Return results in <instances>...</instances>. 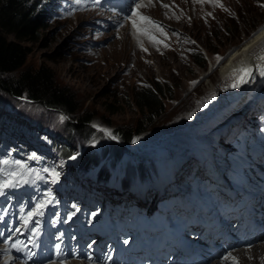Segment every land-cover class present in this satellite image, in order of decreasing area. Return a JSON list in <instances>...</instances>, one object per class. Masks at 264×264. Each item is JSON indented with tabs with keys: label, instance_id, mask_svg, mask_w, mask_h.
<instances>
[{
	"label": "rangeland",
	"instance_id": "1",
	"mask_svg": "<svg viewBox=\"0 0 264 264\" xmlns=\"http://www.w3.org/2000/svg\"><path fill=\"white\" fill-rule=\"evenodd\" d=\"M45 1L41 0V3ZM54 1L56 5L50 9ZM68 1L71 0H51L44 18L46 26L40 30V34L35 39L22 41L30 50L26 66L32 69L41 66L51 67L58 84L70 89L76 96L80 112L88 111L95 114L88 126L91 128V133L94 130L101 133L100 139L93 140L84 132L73 131L77 129L67 121L65 111L49 108L38 101H29L26 97L12 94H8L11 95L9 99H0V139L3 136L15 143L11 155L16 153L18 145L27 144L25 146L28 149L34 150L24 163L25 166L38 163L57 165V172L53 174L60 172L63 179L58 185V180L51 183V188L48 189L50 193H53L55 188L62 190L63 184L68 182L72 184L67 192L68 200L66 199L65 204L67 206H63L57 198L53 204L55 208L53 211L51 209L49 214L64 212L75 217L83 206L85 208L83 214L87 219L91 218V221L97 222L103 213L106 203L97 196H100L102 189L107 193L105 187L110 185L103 186L96 181L100 193L92 194L90 191L88 195L87 190H90L93 182L90 173L93 171L80 170L79 163L74 167L73 161L67 162L70 156L89 154L97 162V166L107 168L120 180L123 172H127L126 175L131 171L135 172L136 169H133L135 164L142 163L151 167L154 164L151 158L157 161L155 157L157 155L174 161L181 158L182 147L195 145L194 141L189 142L192 133L204 138L203 135L220 133L222 127L231 131V123L238 121L236 133H240L247 124H250L247 132L252 134L258 131L261 134L258 136L263 135L261 128L264 126H260L257 118L264 112V81L251 90L247 99L237 97L235 104L228 103V105L227 101L231 99L230 92L234 90V87H231L233 80L222 79V76L223 68L228 65L230 57L245 49L253 41L252 39L264 30V0H221L223 7H217V4L212 3H198L194 0H153L152 3L147 1L144 15L152 17L165 26L166 35L156 32L157 38L163 41L162 45L155 43L145 48L146 42H142L143 48L147 51L140 50L138 54L130 48L120 50L118 46H111L113 41L121 39L123 35L134 34V29L128 25V21L122 26L126 27L125 32L122 33V27L118 28L112 24L113 19H121V17L103 15L100 10L97 12V9H89L82 4L81 11L72 2L67 7ZM163 4L170 7L165 8ZM209 13L211 15H208ZM183 16L186 17V21L178 22ZM10 38L16 39L13 35ZM198 50L204 52L206 67L195 63L193 53ZM253 52L254 50L250 55ZM220 57L223 59H218ZM152 79L168 82L170 89L165 93L168 97L164 98L163 115L141 134L134 133V143L140 148V154L146 156V160L141 161L138 157L128 154L127 150L122 157L116 159L113 157V149L107 146L108 140L104 137L108 138L114 128L136 126L143 118L144 112L135 103L134 93L138 88L151 83ZM194 81L197 83L194 84ZM14 98L19 102L15 101L17 103L13 108L9 102ZM255 98L259 99L256 104L252 101ZM27 108L33 109L36 113L29 112ZM108 108H113L117 112L110 113ZM239 114L242 117H236ZM229 115H231L228 118L229 124L222 126L223 120ZM40 145L42 149L48 150H38L37 147L40 148ZM158 147L159 150L156 149ZM70 148L74 149L72 154L69 153L68 157H64L63 153ZM147 150L149 151L145 154ZM49 156V160L44 159ZM2 161L3 159L0 158V168L6 172L12 170L23 172L22 169L14 168L10 163L5 165ZM193 161L189 160L188 166ZM236 165L234 164L236 171L232 172L229 178L238 173ZM71 174H73L72 179H70ZM4 178L6 177L0 176V179ZM23 179L27 177L21 176L18 184H21ZM111 179L115 180L113 176ZM143 184L139 183L137 191ZM205 184L208 186H203V194L209 195L210 188L214 189L213 177L207 178ZM116 185L118 186L117 182ZM110 188L114 192H111L110 196L116 194L115 203L106 205L125 210L126 220L135 217L133 205L138 202L130 206L121 198L125 195H121L118 187L114 185ZM120 195L121 197H117ZM164 199L165 197H162L157 201V210L139 215L144 217L158 211L160 218L164 220L162 212L168 206L161 207ZM73 201L76 204H70ZM1 210H6V205L0 206ZM32 210L33 208H30V211ZM90 212L94 215L90 216ZM48 213L43 210L44 216ZM107 213L105 210L103 217ZM176 215L167 213V221L173 217L174 222ZM181 218L182 216L179 217V221ZM263 248L264 246L256 248L252 253L243 256L241 263L264 264ZM105 259L106 257H103L100 264H104Z\"/></svg>",
	"mask_w": 264,
	"mask_h": 264
},
{
	"label": "trees",
	"instance_id": "2",
	"mask_svg": "<svg viewBox=\"0 0 264 264\" xmlns=\"http://www.w3.org/2000/svg\"><path fill=\"white\" fill-rule=\"evenodd\" d=\"M50 1L46 0L41 3V0H32L31 2L30 0H0V99H7L11 96L8 94H12L17 97H26L29 101H38L49 108L65 111L67 121L77 129L73 131L84 132L93 140L100 139L99 134L101 133L97 130L91 133V128L88 126L95 114L88 111L80 112L76 96L70 89L58 84L51 67L41 66L32 69L26 66L30 50L22 41L35 39L40 34V30L46 26L44 18ZM11 35L16 39L10 38ZM193 55L196 64L206 67L204 52L198 50ZM169 89L168 82L163 83L152 79L151 83L135 91L134 100L144 112L143 118L136 126L114 128L113 131H110L111 135L108 138L104 137L108 140L107 146L113 149L114 158L122 157L127 150L128 154L138 157L142 161L145 160L134 143V133L141 134L158 117L163 115L164 98L167 96L165 93ZM15 101L19 102L15 98L9 102L13 108L17 103ZM27 110L36 113L31 108H27ZM107 110L110 113L117 112L113 108ZM70 131L72 132V130ZM71 150L70 148L64 153L68 154ZM87 155L81 159L80 170L93 171L97 167V162L89 154ZM139 166L143 167V164L141 163ZM104 172L109 171L103 169L100 173L101 178L104 176ZM128 176L136 177V172H129Z\"/></svg>",
	"mask_w": 264,
	"mask_h": 264
},
{
	"label": "bare ground",
	"instance_id": "3",
	"mask_svg": "<svg viewBox=\"0 0 264 264\" xmlns=\"http://www.w3.org/2000/svg\"><path fill=\"white\" fill-rule=\"evenodd\" d=\"M136 0H126V3L125 4H119L118 6L121 8V10H123L124 8H127L129 5L130 6H133L134 3H135ZM233 2V1H232ZM72 3H74L75 6H77L79 8V10L82 11L80 5L82 4L84 7L86 8H89V9H96L97 5H99V7H101L102 5L104 6V12H102L103 14H110V15H113L112 13V10H111V7H113L114 5L112 4V2L110 1H106V0H96L95 2L92 1L90 4L89 3H86L84 2L83 0H74ZM215 5V4H214ZM220 5L217 4V7H219ZM216 7V8H217ZM144 8V7H142ZM177 8V7H176ZM176 8H175V12H176ZM132 7H130V11H131ZM73 10V9H72ZM121 10L118 11L115 15L121 17V19H123V16H122V13H121ZM69 11V10H68ZM174 11V10H173ZM181 11V10H180ZM164 12V11H163ZM170 12V10H169ZM183 12V11H182ZM181 12V13H182ZM171 13V12H170ZM174 13V12H172ZM185 13V11H184ZM164 14V13H163ZM164 16V15H163ZM166 16V15H165ZM168 16V15H167ZM175 16V15H174ZM170 17V16H169ZM176 18V17H175ZM178 18V17H177ZM183 21H186V17L183 16L179 19L178 22H183ZM122 30V33L125 32L126 30V27H122L121 28ZM130 31V30H129ZM131 32V31H130ZM134 32V31H133ZM120 33V32H119ZM121 34V33H120ZM154 34H156V32H154ZM161 36V35H160ZM123 39V40H122ZM168 40V39H167ZM253 41L247 46L245 47V49H242L241 51H238L236 52L233 56L230 57V60H229V63L228 65L223 68L224 71H223V76H222V79H226V78H230L231 80H233L232 78V73H233V69H239L241 67H244V66H253L255 67V65H258V64H264V60H261L259 59L260 57H264V30L257 34V36L252 39ZM146 42V46H149L151 44H155L153 42H151L146 36H140V35H135V34H132V33H129L128 35H123L121 37V39H118V40H115L112 42L111 46L115 47V46H118L120 50L122 49H128L130 48L131 50H135L136 51V54H138V51L140 50H144L145 48H142L141 47V44L140 42ZM144 44V43H143ZM162 45V43H161ZM261 45V47H260ZM110 46V45H109ZM155 47V46H154ZM160 48V47H159ZM169 49V47H167ZM258 48V49H257ZM172 49V48H171ZM130 50V51H131ZM253 54L250 55V52L253 51ZM170 52V51H169ZM167 53V52H166ZM148 54V52H147ZM182 55V54H181ZM136 56V55H135ZM135 58V57H134ZM139 60V59H138ZM128 61V60H127ZM133 69V68H132ZM222 73V72H221ZM264 81V75H261L259 71H255L254 72V75H253V78L251 79V81L249 83H244V84H241L239 87H235L233 91H229L230 92V100L227 101V104L230 103V104H235L236 102V98L237 97H241L243 100L247 99L249 93L251 92L252 89H254L256 86H258L261 82ZM231 90V89H230ZM254 95V94H253ZM261 97V96H260ZM254 104H256L257 100L256 99H253L252 100ZM253 104V105H254ZM229 105V104H228ZM239 105V104H238ZM233 106V105H232ZM231 106V107H232ZM247 107V106H246ZM230 108V107H229ZM6 109V108H5ZM217 110V109H216ZM233 111V110H232ZM13 113V112H12ZM228 114V113H226ZM251 115V114H250ZM217 116V114H216ZM226 116V115H225ZM231 115L227 116L223 122H222V126L226 125V124H229L228 121L230 119H228ZM242 115H236V117H239ZM245 117V116H244ZM243 117V118H244ZM246 118V117H245ZM251 118V117H250ZM236 119V118H235ZM247 120V119H246ZM233 121V120H232ZM243 121V120H242ZM221 122V121H220ZM5 130V129H4ZM225 131V127H222L221 131H220V137H223V133ZM3 135V133H2ZM9 136V135H8ZM195 138H199L200 141L203 142L204 145H200L201 147L205 148L208 152H210L212 148H214L215 146H217V142L215 140V143L213 144V146L211 147L210 144L212 143V137L209 136L207 139L205 138H202L200 136H196L194 135V133H192V137H190V141H194ZM117 139V138H116ZM19 141V140H18ZM28 142V141H27ZM30 142V141H29ZM188 143V142H186ZM186 143H182V144H186ZM33 144V143H32ZM46 144V143H45ZM193 144V143H192ZM222 144V142H221ZM26 145V144H25ZM49 145V144H48ZM127 145V144H126ZM180 145V144H179ZM51 146V145H50ZM182 146V145H181ZM167 148L171 149L170 147L167 146ZM37 149H42V145H40V148L37 147ZM157 150H159V147L156 148ZM182 151H183V156L177 160H167L169 161L170 163L172 164H180V168H179V177L181 178L184 174V171H185V163H186V160H187V157H188V153L190 152V150H194L196 151V149L192 148V147H189V146H184L181 148ZM42 150H48V149H42ZM74 150V149H73ZM71 150L70 152H68V154L66 153H63L64 154V157H68L69 156V153L70 155L72 154V151ZM87 154H79L77 156H73L75 157V159H73L71 156L68 158L67 162H70V161H73V164L75 165L74 167H77V163H79L80 165V162H81V159L83 156H85ZM61 156V155H60ZM63 156V155H62ZM88 156V155H87ZM55 157V156H54ZM146 157V156H145ZM60 159V158H59ZM66 159V158H64ZM93 159V158H92ZM163 159V158H162ZM141 160V159H140ZM191 164V163H190ZM61 166V165H60ZM70 166V165H69ZM68 166V167H69ZM91 166V165H90ZM89 166V167H90ZM89 169V168H88ZM87 169V170H88ZM105 169V171H107V168H103V166H97L95 169H93V172H91V176L93 175V173H101L102 170ZM140 168L136 169L135 172H136V176H138ZM86 171V170H85ZM96 171V172H94ZM206 171V170H205ZM89 173V172H88ZM104 173H108V174H111L110 172H104ZM201 174L202 177H205L203 173L199 172ZM207 173V171H206ZM103 175V174H102ZM93 177V176H92ZM88 186V185H87ZM114 186V185H113ZM113 186H110V187H113ZM164 194H166L165 191H157V192H154V193H148V192H145L143 194H141L139 196V198H136L134 199V201L138 200V202H141L142 204H151V205H146V209H151V208H157L156 205H154L155 201L159 200V197L161 198V196H163ZM112 196V194H111ZM110 196V193L106 196L107 199H110L111 198ZM206 201L204 200L202 203L204 204ZM202 203H199L197 202V204L199 205H202ZM173 211L172 213L174 212H179V210H177V208H174V209H170V212ZM195 214L194 211L190 210L189 211H185L184 210V220L186 221L188 218L192 217L193 215ZM183 230H186L183 225H182V232ZM184 246L186 247V249L190 252V255L191 257H193V252L187 248L186 244H184ZM263 252H264V248L262 249ZM259 252V251H258ZM255 253V252H254ZM262 253V252H261ZM258 255V253H257ZM246 259V258H245ZM253 259V258H252ZM257 260V259H256ZM1 261V260H0ZM245 261V260H244ZM248 261V259H247ZM263 262V261H262ZM4 263V260H2L0 262V264H3ZM245 263V262H244ZM77 264V263H75ZM82 264V263H81ZM242 264V263H241Z\"/></svg>",
	"mask_w": 264,
	"mask_h": 264
},
{
	"label": "snow or ice",
	"instance_id": "4",
	"mask_svg": "<svg viewBox=\"0 0 264 264\" xmlns=\"http://www.w3.org/2000/svg\"><path fill=\"white\" fill-rule=\"evenodd\" d=\"M148 2L152 3L153 0H148ZM194 2L218 4L221 7H223L221 0H194ZM144 6L145 5H142L139 2V0H136L130 13L124 16V20L131 21L132 27L134 29V34H137L140 36H146L151 42L156 43V44L163 43L162 40H159L157 38L154 32L164 33L165 26H163L159 21L154 20L152 17L142 14L140 9ZM162 6L165 8L170 7V5H167V4H163ZM208 15H211V13H209ZM164 34L166 35V33ZM140 44H141V47L143 48L142 41L140 42ZM144 50L147 51V49H144ZM218 59H223V58L220 57ZM259 59L264 60V57H260ZM255 71H259L261 75H264V64H258V65H255V67L244 66L239 69H233V73H232L233 82L231 84V87L235 88V87H239L241 84L249 83L251 79L253 78ZM193 83L195 84L197 82L194 81ZM72 158L75 159V157H72ZM2 163L6 165L9 163V161L3 160ZM15 163H19V162L17 161ZM0 176L6 177L4 179H0V196H4L6 194L7 189L15 188L18 185L19 178L22 176V173H20L19 171L6 172L3 168H0ZM44 207H45V204L41 202L37 204L36 207L33 208V210L30 211L27 215L33 218L36 216H40L43 214ZM24 223L28 225L31 223V221L25 220ZM17 231H19V229H17ZM32 231L34 233H38L39 228L38 227L33 228ZM11 246L16 247V244L13 243ZM56 247L57 249H59V245H57ZM230 255L231 254L229 253L228 256ZM228 256H225L224 259H228ZM232 261H233V264H239V260L237 257H232Z\"/></svg>",
	"mask_w": 264,
	"mask_h": 264
}]
</instances>
